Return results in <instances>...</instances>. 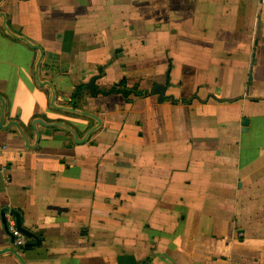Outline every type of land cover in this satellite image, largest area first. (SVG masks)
<instances>
[{
	"label": "crops",
	"instance_id": "0c3cea01",
	"mask_svg": "<svg viewBox=\"0 0 264 264\" xmlns=\"http://www.w3.org/2000/svg\"><path fill=\"white\" fill-rule=\"evenodd\" d=\"M8 213L39 244L17 250ZM11 251L264 264V0H0V264Z\"/></svg>",
	"mask_w": 264,
	"mask_h": 264
},
{
	"label": "water",
	"instance_id": "95a60500",
	"mask_svg": "<svg viewBox=\"0 0 264 264\" xmlns=\"http://www.w3.org/2000/svg\"><path fill=\"white\" fill-rule=\"evenodd\" d=\"M155 89H159L157 86H155ZM133 93V92H132ZM135 94H139V93H136ZM56 94L54 93V98L52 99L53 100V106L54 108H56L57 106L55 105L56 104ZM57 110H61L62 112H65V113H68V114H74V115H77V116H80V117H83V118H88V119H92L93 121L97 122L98 125H101L102 122L99 118H97V116L93 115V114H90V113H87V112H84V111H79V110H76V109H73V108H56ZM249 126V120H245L244 121V127H247ZM52 127H55V128H62V129H65L67 132H69L71 134V136L73 137V140L75 142V144L77 145H83L87 142V140L90 138L91 135L94 134V132H96L94 129L89 131L86 136L83 138V139H79V135L78 133L71 129L70 127L64 125V124H55V125H52ZM19 131H20V134L23 136V138L26 139L27 141V138L25 136V134L23 133V131L18 127ZM13 216L16 218L17 220V226H18V229L26 236L27 240L29 241H33L34 243L32 244H28L26 246V248L28 249H31L33 247L36 246L35 242H37V244H39V241L37 240L35 234H33L32 232L30 231H27L23 228V225H22V221H21V217L17 214V213H14ZM11 255H13L16 260H18V262L20 264H24L25 262H23V256L21 253H18L16 251H11L10 252Z\"/></svg>",
	"mask_w": 264,
	"mask_h": 264
},
{
	"label": "built area",
	"instance_id": "2783aa9c",
	"mask_svg": "<svg viewBox=\"0 0 264 264\" xmlns=\"http://www.w3.org/2000/svg\"><path fill=\"white\" fill-rule=\"evenodd\" d=\"M7 230L10 236L13 239V245L17 250H23L27 246V238L26 236L18 229L17 220L11 214L8 213L7 222H6Z\"/></svg>",
	"mask_w": 264,
	"mask_h": 264
},
{
	"label": "trees",
	"instance_id": "16d2710c",
	"mask_svg": "<svg viewBox=\"0 0 264 264\" xmlns=\"http://www.w3.org/2000/svg\"><path fill=\"white\" fill-rule=\"evenodd\" d=\"M94 86V85H93ZM78 99H81V97L79 96L78 97ZM75 107H77V105H75ZM3 220H5V225H6V219H5V215L3 214ZM7 228V227H6ZM23 250H26V247H25V249H23ZM146 264V263H145Z\"/></svg>",
	"mask_w": 264,
	"mask_h": 264
}]
</instances>
